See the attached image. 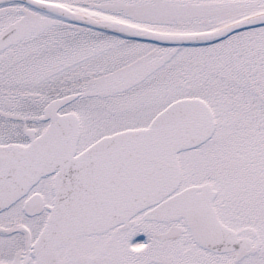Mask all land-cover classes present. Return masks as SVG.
<instances>
[{"label": "snow or ice", "instance_id": "obj_1", "mask_svg": "<svg viewBox=\"0 0 264 264\" xmlns=\"http://www.w3.org/2000/svg\"><path fill=\"white\" fill-rule=\"evenodd\" d=\"M0 264H264V0H0Z\"/></svg>", "mask_w": 264, "mask_h": 264}]
</instances>
